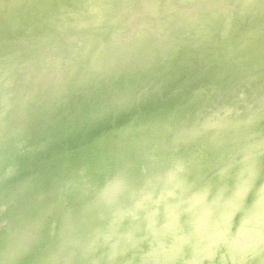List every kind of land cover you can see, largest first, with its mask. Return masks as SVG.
Returning a JSON list of instances; mask_svg holds the SVG:
<instances>
[{
  "label": "rangeland",
  "instance_id": "rangeland-1",
  "mask_svg": "<svg viewBox=\"0 0 264 264\" xmlns=\"http://www.w3.org/2000/svg\"><path fill=\"white\" fill-rule=\"evenodd\" d=\"M263 191L264 0H0V264H264Z\"/></svg>",
  "mask_w": 264,
  "mask_h": 264
},
{
  "label": "bare ground",
  "instance_id": "bare-ground-1",
  "mask_svg": "<svg viewBox=\"0 0 264 264\" xmlns=\"http://www.w3.org/2000/svg\"><path fill=\"white\" fill-rule=\"evenodd\" d=\"M159 1V0H158ZM28 2V1H27ZM183 15V14H182ZM258 31V30H257ZM150 78V77H149ZM240 175H243L242 173H240ZM239 175V177H240ZM246 175V174H245ZM250 177V176H249ZM196 182V180L192 181V183ZM32 186V185H31ZM179 189L182 190V193L180 196H178L176 199H177V202H180V203H183L185 198L189 197V196H194L200 189H201V186H198V187H194V188H190L188 187V185H180L179 186ZM245 189H250V187H246ZM264 193V191H263ZM150 197V196H149ZM189 201H193V199L191 198ZM34 203V202H33ZM159 203V202H158ZM153 204V203H152ZM147 205V204H146ZM19 208V207H17ZM145 210V209H144ZM155 210V209H154ZM18 214H19V211H17ZM142 214V213H141ZM143 217V216H142ZM9 218V217H8ZM105 229V228H104ZM103 229V230H104ZM111 231V230H110ZM109 231V232H110ZM109 234V233H108ZM114 235V234H113ZM95 236V235H94ZM94 238V237H93ZM199 261V260H198ZM194 263V262H193ZM69 264V263H68ZM220 264V263H219Z\"/></svg>",
  "mask_w": 264,
  "mask_h": 264
},
{
  "label": "water",
  "instance_id": "water-1",
  "mask_svg": "<svg viewBox=\"0 0 264 264\" xmlns=\"http://www.w3.org/2000/svg\"><path fill=\"white\" fill-rule=\"evenodd\" d=\"M107 257H113V255L111 253H108ZM129 264H131V262H129ZM132 264H134V263L132 262Z\"/></svg>",
  "mask_w": 264,
  "mask_h": 264
}]
</instances>
